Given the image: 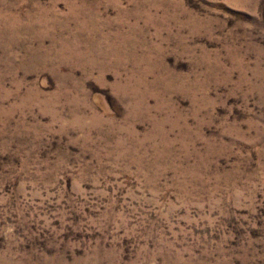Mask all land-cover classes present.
I'll return each instance as SVG.
<instances>
[{
  "label": "rangeland",
  "instance_id": "374dc122",
  "mask_svg": "<svg viewBox=\"0 0 264 264\" xmlns=\"http://www.w3.org/2000/svg\"><path fill=\"white\" fill-rule=\"evenodd\" d=\"M0 264H264V0H0Z\"/></svg>",
  "mask_w": 264,
  "mask_h": 264
}]
</instances>
